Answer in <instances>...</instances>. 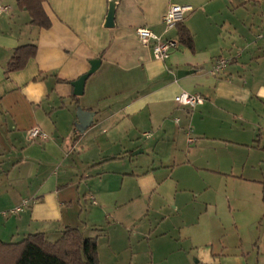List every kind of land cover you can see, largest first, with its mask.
Listing matches in <instances>:
<instances>
[{"label":"crops","instance_id":"crops-1","mask_svg":"<svg viewBox=\"0 0 264 264\" xmlns=\"http://www.w3.org/2000/svg\"><path fill=\"white\" fill-rule=\"evenodd\" d=\"M108 1L45 0V29L0 0V240L71 227L98 264H264V0H117L107 28ZM171 5L190 7L192 49L163 24ZM138 27L177 47L154 58ZM182 91L204 100L176 105Z\"/></svg>","mask_w":264,"mask_h":264},{"label":"trees","instance_id":"trees-1","mask_svg":"<svg viewBox=\"0 0 264 264\" xmlns=\"http://www.w3.org/2000/svg\"><path fill=\"white\" fill-rule=\"evenodd\" d=\"M45 0H17L20 9L31 16V23L40 28H49L51 21L43 8ZM178 41L192 49L193 40L188 29L179 22L175 25ZM36 54L35 45H23L14 50L5 73L21 70ZM72 83V82H70ZM77 98V96H74ZM264 203V183L262 189ZM0 264H98L95 238H85L77 228L66 227L61 237L49 242L43 233L29 234L16 243L0 240Z\"/></svg>","mask_w":264,"mask_h":264},{"label":"built area","instance_id":"built-area-1","mask_svg":"<svg viewBox=\"0 0 264 264\" xmlns=\"http://www.w3.org/2000/svg\"><path fill=\"white\" fill-rule=\"evenodd\" d=\"M7 9L6 5H0V14ZM190 11L188 6L171 5L163 17V24L165 27H173L177 23L182 22L186 13ZM136 35L139 42L146 47H150L153 52V56L156 59L164 60L168 57L172 49L177 47V42L170 39H162L159 35L154 33L147 27H138L136 29ZM227 59L220 57L215 60V70L222 69L227 65ZM203 97L198 94H191L186 91H182L174 97V102L176 105L186 107L188 109H193L196 105L203 102ZM27 138L33 140L36 138L45 139L47 134L43 132L39 127H32L27 131ZM30 205V201L25 200L23 203L5 211V215H14Z\"/></svg>","mask_w":264,"mask_h":264},{"label":"water","instance_id":"water-1","mask_svg":"<svg viewBox=\"0 0 264 264\" xmlns=\"http://www.w3.org/2000/svg\"><path fill=\"white\" fill-rule=\"evenodd\" d=\"M116 1L117 0H109L108 1V11H107V15L105 18V23H104L105 27H107V28L114 26ZM100 62H101L100 59L91 60L89 70L85 74L81 75L77 80H75L71 83L73 86V94L74 95H76V96L82 95L86 79L98 69ZM190 72L191 71H188V70H179L178 75H183V74H187ZM81 112H82L81 110H78L79 115H81ZM80 123L81 124L79 125V129H80V131H82L83 128L86 126L85 123H83L82 118H80Z\"/></svg>","mask_w":264,"mask_h":264}]
</instances>
